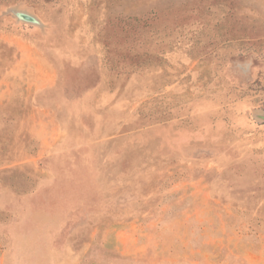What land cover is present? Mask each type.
<instances>
[{
    "label": "rangeland",
    "instance_id": "1",
    "mask_svg": "<svg viewBox=\"0 0 264 264\" xmlns=\"http://www.w3.org/2000/svg\"><path fill=\"white\" fill-rule=\"evenodd\" d=\"M259 115L264 0H0V264H264Z\"/></svg>",
    "mask_w": 264,
    "mask_h": 264
},
{
    "label": "water",
    "instance_id": "2",
    "mask_svg": "<svg viewBox=\"0 0 264 264\" xmlns=\"http://www.w3.org/2000/svg\"><path fill=\"white\" fill-rule=\"evenodd\" d=\"M15 17L19 20H22L24 22H28V23H34V24H39V20L38 18L27 12V11H24V10H12ZM259 117L263 118L264 119V115H259Z\"/></svg>",
    "mask_w": 264,
    "mask_h": 264
}]
</instances>
